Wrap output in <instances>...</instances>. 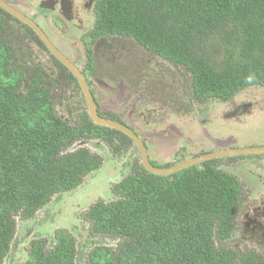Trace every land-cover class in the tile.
<instances>
[{"label":"trees","instance_id":"16d2710c","mask_svg":"<svg viewBox=\"0 0 264 264\" xmlns=\"http://www.w3.org/2000/svg\"><path fill=\"white\" fill-rule=\"evenodd\" d=\"M95 20L96 38L132 39L184 68L197 101L264 88V0H98ZM8 31L0 15V264L17 217L34 218L56 194L100 169V156L68 149L120 134L86 113L78 125L56 114L41 71L32 74L14 60ZM93 68L90 60L89 74ZM112 190L117 199L96 202L83 219L96 237L117 240L116 247L95 246L85 255L60 231L50 249L33 242L24 264H76L84 255L85 264H264L255 253L223 246L240 204V184L227 173L206 165L157 176L141 166Z\"/></svg>","mask_w":264,"mask_h":264},{"label":"rangeland","instance_id":"374dc122","mask_svg":"<svg viewBox=\"0 0 264 264\" xmlns=\"http://www.w3.org/2000/svg\"><path fill=\"white\" fill-rule=\"evenodd\" d=\"M8 24L16 28L15 23ZM117 41L121 44L117 59L113 62V58H100L94 74L89 76L94 84L93 94L99 110L115 114L133 126L131 128L148 143L151 141L148 154L153 166L166 168L171 162L178 165L202 152L249 149L252 144L264 143V88H248L224 101H197L192 97L191 78L184 68L158 59L132 39L118 37ZM80 49L83 57L82 49L86 48L78 44L76 50ZM35 57L41 65L38 69L43 73L45 86L52 95L55 113L71 125H78L82 113L88 114L87 101L79 84L48 57L38 52ZM152 109H156L160 117L150 126L149 123L144 126L140 114L150 110L148 113L152 115ZM113 137L119 140L114 139V145L96 139L75 143L68 149L72 152L86 147L91 154L101 156L104 163L75 190L55 195L34 218L27 221L16 218V233L4 264H24L35 241L43 240L48 249L52 248L60 231L69 233L75 240L76 250L85 251V255L95 246L116 247L117 240L96 237L90 232V224L83 219L96 202L115 201L113 186L129 174L136 160L140 163L139 153L131 141L117 134ZM175 154L178 155L173 157ZM229 159L234 161L237 157ZM238 160L235 168L230 166L224 171L242 179L245 191L250 182L264 185V156L250 155ZM244 162L248 165L241 169ZM236 234L223 246L234 247L238 253H256L264 259V248L244 246ZM258 242L264 247L262 240ZM85 255L76 264H85Z\"/></svg>","mask_w":264,"mask_h":264},{"label":"flooded vegetation","instance_id":"af4514ba","mask_svg":"<svg viewBox=\"0 0 264 264\" xmlns=\"http://www.w3.org/2000/svg\"><path fill=\"white\" fill-rule=\"evenodd\" d=\"M1 1H3L9 7H11L13 10L23 15L25 18H28L33 23H35L37 27L42 31V33L46 36L47 40L51 43V45L64 58H66L71 64H73L80 71V73L85 78V81L93 95L94 101L97 106L98 114L106 120H110L115 123L122 124L126 126L127 128H129L131 131H133V133L136 134L138 138L140 139V141L143 143L146 149V152H147L149 163L152 165L150 161L151 160L150 156L148 154L151 141L149 140L150 142L148 143L142 137V135L141 136L138 135L131 128L133 126L125 123L121 118H119L115 114H111L109 112L108 114V113H105L104 111L99 110V105L93 94L94 84L91 83V81L89 80V76L94 74L95 65L97 64V61H99L100 58L108 57V58H113V62H114V58L117 59L118 52L121 51L120 41H117L118 37L100 39V38H96L93 34V30H94L95 23H96L95 17H96V7H97L98 0H1ZM0 15L2 16V19L5 22L6 29L7 28L9 29V31L6 32V36L8 34L10 40L13 41L12 43L13 48L16 51V57L14 60H17L18 64L23 66L25 70L31 69L32 74H33V72L39 70L38 68L41 67V65H38L39 63H38L37 57H35V53L38 52L44 55L45 57H48L49 59H51L55 66H57L60 70L67 72L70 78L79 84L78 80L75 78L73 73L47 47L45 42L41 39V37L37 34V32L34 29H32L29 25L24 23L19 18L7 12L1 6H0ZM11 22L15 23L16 28H13L11 27V25L8 24V23L11 24ZM108 40H112V42H108ZM78 44L79 45L82 44L83 48H86V50L82 49V51L84 50L85 52L83 57L81 56V49L76 50V48L78 49ZM111 55L113 57H111ZM90 60L93 61V66H94L92 70V74H89L87 70V66ZM82 62H84V64ZM62 65L65 68L61 67ZM80 89H81V86H80ZM149 111H147L146 114H140L142 118L141 121L143 122L144 126H146L147 123H149V126H150L153 122H156L155 119H159L160 117L159 114L156 115V109H152V112H153L152 115L148 113ZM146 115L148 116L146 119H144ZM117 132H119L120 134L113 133L111 135H108L107 139H103V140L111 145H114L112 141H115V140L119 141L117 138L113 137L114 134L120 135L121 137L125 135L127 139L124 137L123 138L128 141H131L135 145L136 150L138 151L139 156H140V163L137 160L135 161V163H133L129 174L126 176L128 177L133 172V169L135 167L142 166L144 168V166H143L139 148L136 142L132 138L127 136L126 134L120 131H117ZM97 139H102V138H97ZM76 143H83V142H76ZM256 145H259V146H256ZM262 145H264V143L255 144V145L252 144L251 147H254V148L249 147V149L264 148ZM83 148H86V147H83ZM231 149L232 148H226V150L228 151H230ZM244 149H248V148H244ZM212 154H216V153L202 152L200 156L194 157L186 162L193 161L199 158L202 159ZM177 155L175 154L173 157H176ZM250 155L259 156V157L264 156V154H247V155L217 158V159H212V160H203V161L201 160L200 162L193 164L191 167L195 166V167L203 169L206 167V165H210L220 170L221 172L227 173L224 171V169L230 166L235 168L236 162L239 161L238 159L245 158ZM234 157H237V159H235L234 161H231V159H229V158H234ZM225 161L226 163L229 162V164L227 163L226 165H222ZM103 163H104V159L102 158V164ZM241 164L244 165V166H240L241 169L244 168L246 165H248L247 162H244ZM167 166H171L168 168H172L177 165L171 162V164H168ZM160 169H166V168H160ZM259 170H260V167H259ZM259 175L261 176V174ZM231 176L234 177L240 184V195H239L240 204H239L237 218L233 224L234 228H233L232 234L230 238L227 239L226 241H230V239H232L235 236V233H237L236 238L240 242V244L247 246V247L253 246L256 249L262 250L264 247L258 245L259 244L258 240H262L264 243V185L260 182L258 183L257 181L255 182H257L258 184H253L252 182L247 183L244 180L247 184H250L247 187V191H245L243 185L241 184L242 179H239L238 177L233 176V175ZM123 180H121L120 182H122ZM232 249L237 251L236 248L234 247Z\"/></svg>","mask_w":264,"mask_h":264},{"label":"water","instance_id":"95a60500","mask_svg":"<svg viewBox=\"0 0 264 264\" xmlns=\"http://www.w3.org/2000/svg\"><path fill=\"white\" fill-rule=\"evenodd\" d=\"M0 6L2 8H4L10 14L14 15L15 17H17L20 20H22L24 23L29 25L32 29H34L37 32V34L41 37V39L45 42L47 47L73 73L75 78L78 80V82H79V84L81 86V89H82V91L84 93V96L86 98L87 105H88V115L92 119L94 124L98 125V126H101V127H106V128H110V129H114V130L120 131V132L126 134L127 136H129L130 138H132L136 142V144H137V146L139 148V152H140V155H141V160H142L143 166L149 173H151L153 175H157V176H169V175L174 174V173H176L178 171H181L183 169L191 167L193 164H196V163L200 162L201 160L202 161L203 160H212V159H217V158L238 156V155H247V154H264V148L230 150V151H223V152H219V153H216V154H212V155L206 156V157H204L202 159L199 158V159H196V160H193V161L185 162V163L179 164V165H177L175 167H172V168L160 169V168L153 167L149 163L147 152H146V149H145L143 143L140 141L138 136L133 133V131H131L129 128H127L126 126H124L122 124H118V123H115L113 121L106 120V119L102 118L98 114L97 106H96V103L94 101L93 95H92V93H91V91H90V89H89V87H88L83 75L80 73V71L73 64H71L66 58H64L51 45V43L47 40L46 36L37 27V25L35 23H33L31 20H29L28 18H25L23 15H21L17 11L13 10L11 7L6 5L1 0H0Z\"/></svg>","mask_w":264,"mask_h":264},{"label":"crops","instance_id":"0c3cea01","mask_svg":"<svg viewBox=\"0 0 264 264\" xmlns=\"http://www.w3.org/2000/svg\"><path fill=\"white\" fill-rule=\"evenodd\" d=\"M256 146H259V145H256Z\"/></svg>","mask_w":264,"mask_h":264}]
</instances>
